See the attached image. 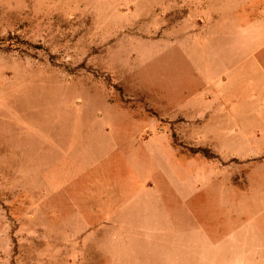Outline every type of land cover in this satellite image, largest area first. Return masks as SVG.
<instances>
[{"label":"rangeland","instance_id":"rangeland-1","mask_svg":"<svg viewBox=\"0 0 264 264\" xmlns=\"http://www.w3.org/2000/svg\"><path fill=\"white\" fill-rule=\"evenodd\" d=\"M0 264H264V0H0Z\"/></svg>","mask_w":264,"mask_h":264},{"label":"crops","instance_id":"crops-1","mask_svg":"<svg viewBox=\"0 0 264 264\" xmlns=\"http://www.w3.org/2000/svg\"><path fill=\"white\" fill-rule=\"evenodd\" d=\"M144 236H145V235H144ZM145 238H146V239H149V238H150V236H149V235H148V236H145Z\"/></svg>","mask_w":264,"mask_h":264}]
</instances>
